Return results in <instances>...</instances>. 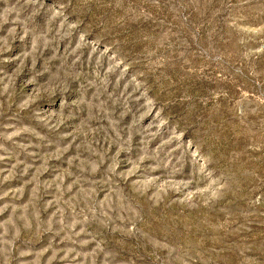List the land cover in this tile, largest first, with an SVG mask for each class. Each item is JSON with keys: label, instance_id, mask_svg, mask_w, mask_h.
Instances as JSON below:
<instances>
[{"label": "rangeland", "instance_id": "1", "mask_svg": "<svg viewBox=\"0 0 264 264\" xmlns=\"http://www.w3.org/2000/svg\"><path fill=\"white\" fill-rule=\"evenodd\" d=\"M0 264H264V0H0Z\"/></svg>", "mask_w": 264, "mask_h": 264}]
</instances>
